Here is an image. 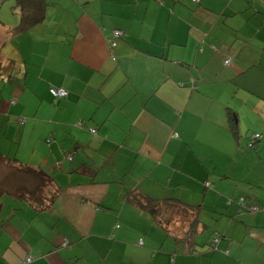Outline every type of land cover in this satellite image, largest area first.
Masks as SVG:
<instances>
[{
    "label": "crops",
    "instance_id": "obj_1",
    "mask_svg": "<svg viewBox=\"0 0 264 264\" xmlns=\"http://www.w3.org/2000/svg\"><path fill=\"white\" fill-rule=\"evenodd\" d=\"M47 1L3 48L20 72L0 81V264H264V0Z\"/></svg>",
    "mask_w": 264,
    "mask_h": 264
},
{
    "label": "trees",
    "instance_id": "obj_2",
    "mask_svg": "<svg viewBox=\"0 0 264 264\" xmlns=\"http://www.w3.org/2000/svg\"><path fill=\"white\" fill-rule=\"evenodd\" d=\"M6 1H12L14 3V6L12 8H13L14 12L19 15V23L17 24V26H15L13 28L4 29L5 25L0 21V27H2L4 29V31H5L4 35L6 34V36H7V38L5 40H3L1 45H0V58L4 57L3 48H4L5 44L7 43V40L12 36H16L19 34H22V35L27 34V33L31 32L32 30H34L35 28H37L38 26H40L41 24H43L45 19L47 18V14H48V11L50 8V4L48 3L47 0H6ZM201 1L202 0H194V2L196 4H200ZM229 1H231V0H229ZM113 32H112V36H113L114 40L112 41V43L115 42L117 44L118 40L121 39L124 35L121 36L120 38H115L113 35ZM113 47H115V46H113ZM113 47H110V48L112 49ZM211 48L215 52H217V50H218L213 45L211 46ZM201 51H202V49H201ZM227 61H228V63H227ZM229 63H230V60L225 61L226 65H228ZM19 72H20V66H19V64L16 63V61L8 59V62L6 64H3L2 60L0 59V81L1 82L7 83L10 79L16 77L19 74ZM53 90H57V88L51 90V94L54 98V103H58L61 100H65L69 96V92L66 90L68 92V95L66 97H57L53 93ZM228 120H229L230 130L232 131L234 136L238 137L239 136V133H238L239 130H238V124H237V114L235 112H233L231 109H229ZM18 122L21 124H25L26 119L19 117ZM78 126L82 128L83 124L79 123ZM90 132L93 135L97 134L96 129H90ZM254 136L255 135L251 136L250 141L248 142L246 147L250 150L256 151L259 147L261 135L257 139H255ZM51 141H52V137H48L46 139V142L48 144L51 143ZM67 152H66V160L71 162L73 160L74 156L71 153L68 154ZM0 157H3L1 153H0ZM14 161H17V160L15 159ZM58 163L61 164L60 162H58ZM44 181L45 180H43V182ZM207 185H208V183H207ZM58 195H59V192H57V191L53 192L52 196L50 197L51 203L54 202V200L56 199V197ZM127 196L130 199V201L135 203L141 209L149 212L155 219L161 218L160 224L167 226V228L170 225V222L172 221V219H170L168 216L164 217V214H162V212L164 211L163 210L164 206L167 207L168 209H172V210L177 209L178 211L181 212L182 215H184L187 218L192 217L191 218L192 220L188 221V222H190V224L188 225L190 228V231L194 230L195 227H197V225L199 223L198 218H197V215H198L197 210L193 207H190L188 205L183 204L182 202H180L176 199H168L165 202H157L151 198H147V197L143 196L142 194L140 195V194H138V192H135L133 190L130 191ZM232 201H236L240 206H245L246 199L244 197H239L236 200L228 199L229 205L232 203ZM258 209L259 208L256 205L248 206V210L252 213H256V211H258ZM219 240H220L219 236L218 237L215 236L213 238V241L208 246V250L210 252H214V251L218 250ZM141 242H139V244L142 245L143 242L142 243ZM67 246H69V244H67ZM67 246H65V247H67Z\"/></svg>",
    "mask_w": 264,
    "mask_h": 264
},
{
    "label": "rangeland",
    "instance_id": "obj_3",
    "mask_svg": "<svg viewBox=\"0 0 264 264\" xmlns=\"http://www.w3.org/2000/svg\"><path fill=\"white\" fill-rule=\"evenodd\" d=\"M193 3L194 0H191ZM14 6V3L12 1H5L4 3V8L0 14V21H3V19H6L7 21H18L19 19V15L17 13L14 12L13 10V7ZM5 31L2 27H0V45L2 43L3 40H5L7 38L6 34L4 35ZM5 51V50H4ZM3 62V64H6L8 62V58H5V57H1L0 58ZM4 201H8V198L7 197H4Z\"/></svg>",
    "mask_w": 264,
    "mask_h": 264
},
{
    "label": "built area",
    "instance_id": "obj_4",
    "mask_svg": "<svg viewBox=\"0 0 264 264\" xmlns=\"http://www.w3.org/2000/svg\"><path fill=\"white\" fill-rule=\"evenodd\" d=\"M113 35H114L115 38H120L121 36L124 35V32L121 31V30H115V31L113 32ZM115 45H116V43L113 42V43L111 44V47H113V46H115ZM227 63H228V61H227ZM53 93H54L57 97H66V96L68 95V92H67L66 90H63V89H60V90H53ZM259 137H260L259 134H256V135L254 136L255 139H257V138H259ZM67 244H68V242H65V243H64V246H67ZM27 262H28V263L32 262V258H31V257H30V258H27Z\"/></svg>",
    "mask_w": 264,
    "mask_h": 264
}]
</instances>
